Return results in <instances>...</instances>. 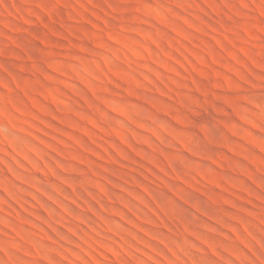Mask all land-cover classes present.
<instances>
[{
	"label": "rangeland",
	"instance_id": "obj_1",
	"mask_svg": "<svg viewBox=\"0 0 264 264\" xmlns=\"http://www.w3.org/2000/svg\"><path fill=\"white\" fill-rule=\"evenodd\" d=\"M0 264H264V0H0Z\"/></svg>",
	"mask_w": 264,
	"mask_h": 264
}]
</instances>
